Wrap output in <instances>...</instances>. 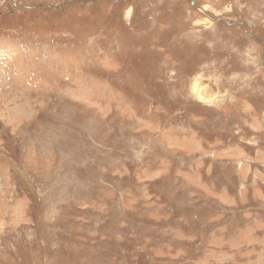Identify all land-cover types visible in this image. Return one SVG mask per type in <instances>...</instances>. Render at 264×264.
Returning a JSON list of instances; mask_svg holds the SVG:
<instances>
[{"label": "rangeland", "instance_id": "374dc122", "mask_svg": "<svg viewBox=\"0 0 264 264\" xmlns=\"http://www.w3.org/2000/svg\"><path fill=\"white\" fill-rule=\"evenodd\" d=\"M0 264H264V0H0Z\"/></svg>", "mask_w": 264, "mask_h": 264}, {"label": "trees", "instance_id": "16d2710c", "mask_svg": "<svg viewBox=\"0 0 264 264\" xmlns=\"http://www.w3.org/2000/svg\"><path fill=\"white\" fill-rule=\"evenodd\" d=\"M153 99H155V101H156V98L152 95L151 96ZM156 103V102H155ZM155 103L152 105V106H154V107H157L156 105H155ZM196 107H198V105H195ZM187 112V111H186ZM197 131V130H196Z\"/></svg>", "mask_w": 264, "mask_h": 264}, {"label": "water", "instance_id": "95a60500", "mask_svg": "<svg viewBox=\"0 0 264 264\" xmlns=\"http://www.w3.org/2000/svg\"><path fill=\"white\" fill-rule=\"evenodd\" d=\"M192 4L195 6L196 0H191Z\"/></svg>", "mask_w": 264, "mask_h": 264}]
</instances>
